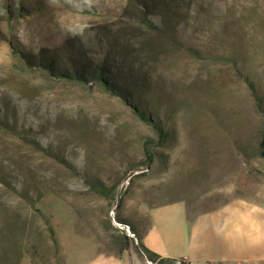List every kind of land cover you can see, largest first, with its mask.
Listing matches in <instances>:
<instances>
[{
    "label": "rangeland",
    "instance_id": "rangeland-1",
    "mask_svg": "<svg viewBox=\"0 0 264 264\" xmlns=\"http://www.w3.org/2000/svg\"><path fill=\"white\" fill-rule=\"evenodd\" d=\"M188 2L169 33L175 43L142 71L153 85L145 112L170 133L159 146L155 130L121 97L99 83L54 78L25 60L54 49L71 70L83 64L74 51L102 59L97 38L121 29L128 0H0V264H66L63 249L70 252L74 232L128 264H158L136 252L140 234L116 217L139 229L155 206L185 201L195 216L257 193L264 181V0ZM124 40L118 37V45ZM128 44L139 49L138 39ZM146 141L153 143L151 164ZM94 179L116 187L118 200L90 192ZM25 191L32 201L45 193L31 207ZM16 210L26 228L12 235L14 251L5 219ZM113 235L128 237L129 247Z\"/></svg>",
    "mask_w": 264,
    "mask_h": 264
},
{
    "label": "trees",
    "instance_id": "trees-1",
    "mask_svg": "<svg viewBox=\"0 0 264 264\" xmlns=\"http://www.w3.org/2000/svg\"><path fill=\"white\" fill-rule=\"evenodd\" d=\"M188 7V0H128L122 15V22L125 23L122 25L121 29L117 33H109V31L106 30L102 32L103 37L97 38L98 42L102 41V46L99 43V46L102 47L104 51V57L102 59L98 61L89 59V52L85 49L74 51L76 56L79 57L78 59H81L80 61L83 63L80 69L75 68L71 70L64 62V65H62V61L60 60L61 49L43 50L39 56H33L32 58L26 57L25 60L32 68L36 66L43 67L54 78L68 81L74 80L82 84L99 83L106 92L121 97L127 104L133 107L140 120L155 130L158 137V145L164 146L170 140V133L161 126V123L153 116V113L145 112V94L150 92L153 85L151 79L146 77L142 71L146 68L144 67V62L146 60L157 58L163 54V52L169 50L164 49L169 43H175L171 41L172 38L169 33L176 30V26L173 24L174 20L181 19L182 21ZM134 17L139 20L143 29L148 32L149 35L139 30L136 31L137 29L131 27L129 23L133 21L132 19ZM151 36H155V39ZM118 37L124 38V42H127V45H123V47L119 46ZM134 39L139 40V49L135 51L132 50L131 46L128 44ZM179 44L182 46L183 43L180 41ZM75 46V43H66L65 49H74ZM249 85L262 109L261 97H259L254 85L252 83H249ZM150 109L153 110L152 108ZM151 145H153L151 141L144 142L145 155L150 164L153 162L154 158L150 150ZM259 156L264 158V130L262 139L259 143ZM88 185V190L90 192H94L110 200H118L116 187H109L103 181L95 179L92 182H88ZM46 192H54L62 196L56 189L47 187ZM25 193L26 194L23 195L27 201L25 205H31L32 207V202L34 203L37 201L45 192L38 194V198H36L35 201H32L29 196L30 192L28 193L25 191ZM119 202H121V199H119L118 203ZM37 212L42 214V211L39 209ZM19 217H21L20 211L16 210L13 216L5 219V222H9L7 234L10 238L8 242L9 245L12 246L11 249L14 251L16 250L14 243H16L18 238H14L12 235H15V232L16 235L20 232H23L24 235V230L26 228V225L21 226V223L18 222ZM116 218L118 222L129 225L130 228L134 230V234H138V229H136L134 225L119 217ZM49 226L52 241L55 243L58 253H60V244L50 222ZM109 229L122 233L121 229L112 227V225H109ZM112 237L115 239L116 243L121 245L125 244L129 247L130 239L128 237H122L124 238L123 241L118 239L119 237L115 235ZM16 252L18 253V247ZM100 252L105 253L101 250ZM136 252H141L145 258L157 262L158 264H176L171 259L161 258L158 254L149 250L142 243L140 237H138ZM105 254L115 255L113 253ZM119 257L121 258V256ZM181 264L186 263L182 262Z\"/></svg>",
    "mask_w": 264,
    "mask_h": 264
},
{
    "label": "crops",
    "instance_id": "crops-1",
    "mask_svg": "<svg viewBox=\"0 0 264 264\" xmlns=\"http://www.w3.org/2000/svg\"><path fill=\"white\" fill-rule=\"evenodd\" d=\"M148 216L138 233L145 247L161 258L186 264L264 262V181L254 196L234 198L195 216L185 201L152 207ZM93 241L74 232L70 252L62 245L66 264L76 258L81 264H128L100 252Z\"/></svg>",
    "mask_w": 264,
    "mask_h": 264
},
{
    "label": "water",
    "instance_id": "water-1",
    "mask_svg": "<svg viewBox=\"0 0 264 264\" xmlns=\"http://www.w3.org/2000/svg\"><path fill=\"white\" fill-rule=\"evenodd\" d=\"M173 262L176 263V264H181L182 263L181 260H177V259L173 260Z\"/></svg>",
    "mask_w": 264,
    "mask_h": 264
}]
</instances>
